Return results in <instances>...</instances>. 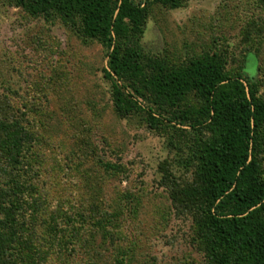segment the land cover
Returning a JSON list of instances; mask_svg holds the SVG:
<instances>
[{"label": "rangeland", "instance_id": "rangeland-1", "mask_svg": "<svg viewBox=\"0 0 264 264\" xmlns=\"http://www.w3.org/2000/svg\"><path fill=\"white\" fill-rule=\"evenodd\" d=\"M14 1L0 0V103L24 112L33 136L14 175L30 187L26 199L40 203L22 218L40 239L36 264H211L192 216L174 212L159 172L164 165L180 191L198 187L195 145L210 133L119 116L102 77L101 42ZM140 43L174 66L222 53L226 75L255 85L264 102V0L154 4ZM202 104L195 93L182 102ZM260 141L264 178V129ZM59 231L66 246L55 255L47 244Z\"/></svg>", "mask_w": 264, "mask_h": 264}, {"label": "trees", "instance_id": "trees-1", "mask_svg": "<svg viewBox=\"0 0 264 264\" xmlns=\"http://www.w3.org/2000/svg\"><path fill=\"white\" fill-rule=\"evenodd\" d=\"M14 3L33 17L56 15L83 39L101 42L107 57L102 77L119 116L141 113L150 128L165 121L210 133L195 145L199 186L178 190L164 165L159 167L160 183L174 212L192 216L194 233L211 264H264V178L258 157L264 102L256 97L255 85L240 75L229 78L222 53L206 52L174 66L146 54L140 43L152 5L174 9L183 0ZM192 93L203 104L184 107ZM8 104L0 103V264H36L40 239L22 218L24 209L37 212L40 203L26 199L30 187L25 189L14 175L33 136L24 126V112L14 115ZM63 235L59 231L50 239V253L64 250Z\"/></svg>", "mask_w": 264, "mask_h": 264}]
</instances>
